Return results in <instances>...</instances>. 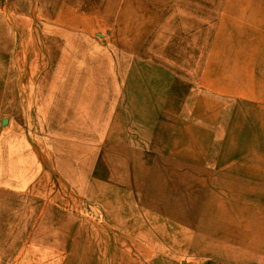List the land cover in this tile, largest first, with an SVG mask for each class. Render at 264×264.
Segmentation results:
<instances>
[{"label": "rangeland", "instance_id": "obj_1", "mask_svg": "<svg viewBox=\"0 0 264 264\" xmlns=\"http://www.w3.org/2000/svg\"><path fill=\"white\" fill-rule=\"evenodd\" d=\"M0 23L6 26L0 86L15 89L14 100L4 95L0 102V122L14 119L15 134L36 158L35 185L15 192L23 204L15 245L67 243L75 253L69 264L79 262L82 247L85 264L211 260L197 242L202 235L178 237L174 223H164L162 233L158 219L188 215L191 200L202 196L206 219L214 220L207 225L218 224L222 215L241 213L230 205L237 191L214 189L220 185L213 175L188 174L172 149L190 136L209 135L201 118L195 124L187 118V107L202 109L204 87L227 82L237 93L264 89V0H0ZM221 61L227 77H219ZM141 65L149 83L165 72V85L146 98V109L131 107L133 118L116 101L124 96L125 70ZM173 72L183 77L177 90L167 84ZM194 90L175 111L176 93ZM78 139L82 159L68 144ZM62 232L69 237L60 239ZM249 248L253 254L244 256L264 264V237L258 233Z\"/></svg>", "mask_w": 264, "mask_h": 264}, {"label": "crops", "instance_id": "obj_2", "mask_svg": "<svg viewBox=\"0 0 264 264\" xmlns=\"http://www.w3.org/2000/svg\"><path fill=\"white\" fill-rule=\"evenodd\" d=\"M5 27L4 23H0V46L4 40L3 31ZM13 30L14 28L11 29V31ZM2 63L3 60L0 58V65ZM144 66L141 65V68L138 69L136 67L132 69L131 66L130 70H125L123 75L124 96L122 98L117 96L116 102L123 103L124 111L129 116L133 115V118L137 117L135 113L137 111L131 107H135V104H140L139 107H143L146 104V98H151L150 96L156 91V88L165 85L163 81L165 72H157L158 74L153 76V81L147 82L149 73L142 70ZM145 67L146 69H153L154 66L146 64ZM177 67L179 69V66ZM0 68V79H2L4 78V71L3 67ZM219 69V77H227V75H222V61ZM167 76L170 79L167 84L171 85V89H179V83L182 82L183 77L177 72L169 73ZM47 77L50 80L51 74H48ZM213 86L204 87V94L200 92L203 95L204 103L202 109L197 110L196 106L187 107L189 123L194 122L192 124H195L197 119L201 118L199 123L203 125L204 130L209 132V135L206 133L201 138H197V135L190 136L186 145L181 142L180 147H173V152L177 153V155L174 154L175 157L173 158L177 160V165L181 166L182 169L184 168L188 174L213 175L215 185H220L214 189L236 190L235 200L229 204L241 208V213L238 214L237 211L239 210L235 209L234 213H230V217L222 215L218 224L208 226L207 223H212L214 220L212 221L211 215L210 218L206 219L208 216L204 214L203 207L207 201L200 196V198L191 200L189 206L193 207L194 210H190L188 215L180 218L178 214H175L162 216L161 219H158L161 224L159 229L165 233L164 223L166 225L174 223L173 228L178 237L186 236L189 240L197 241V234L202 235V243L199 240L197 242L212 256V259L206 261L205 264H253L255 259L253 257L250 259L249 255L244 256L245 253L243 252L253 254L249 248L251 240L258 233L259 236L264 237V120H258V122L256 120L259 112L264 115V89L256 92L257 94H250L251 92L244 94L242 92L237 93L235 89H230L227 82H220V84L217 83ZM41 89L45 94V92L48 93L49 87L43 86ZM178 92L176 93L177 99H173L177 107L175 111H180L181 107L196 94L195 90L190 91L188 96L184 92ZM190 94L191 97H189ZM4 95H11L12 100H14L15 89L0 86L1 105L4 102ZM58 104L61 105L62 102ZM255 105L258 109L253 108ZM143 108L146 109V107ZM3 119L0 122V238L8 241L0 243L3 247V249L0 248V264H69V255L74 252L68 250L67 243L60 246L48 244L42 247L27 246L23 249L15 245V239L20 238L19 228L15 227V223L21 220L17 208L23 205L18 197L15 198V195L19 191L32 188L35 185L36 158L33 152L28 149L24 136L15 134V120L6 118L5 123H3ZM172 119L174 127L175 119ZM68 144L75 145V149L71 151L80 152L79 158L82 159L84 148L82 139L75 141V144L70 142ZM225 176L237 177H234L233 180ZM201 189L206 188L203 186ZM134 196L136 195L134 194ZM32 203L35 205V201ZM244 208H249V210ZM78 218L76 217V219ZM185 223L189 226H183ZM192 223H200L201 225L192 227ZM79 226L80 224L77 225V228ZM143 226L147 229V226ZM68 237V234L62 232L60 239H67ZM211 239L215 240L214 245H211ZM167 245L169 246V244ZM95 250L97 249H94L92 255L96 254ZM83 254H85V248H77L76 255H79L80 259L76 264H85ZM86 264L89 262L87 261ZM90 264L99 263L92 259ZM140 264L149 263L141 262ZM161 264L177 263L164 261Z\"/></svg>", "mask_w": 264, "mask_h": 264}, {"label": "water", "instance_id": "obj_3", "mask_svg": "<svg viewBox=\"0 0 264 264\" xmlns=\"http://www.w3.org/2000/svg\"><path fill=\"white\" fill-rule=\"evenodd\" d=\"M6 119L3 120V123H5Z\"/></svg>", "mask_w": 264, "mask_h": 264}, {"label": "bare ground", "instance_id": "obj_4", "mask_svg": "<svg viewBox=\"0 0 264 264\" xmlns=\"http://www.w3.org/2000/svg\"><path fill=\"white\" fill-rule=\"evenodd\" d=\"M237 136V135H236Z\"/></svg>", "mask_w": 264, "mask_h": 264}]
</instances>
